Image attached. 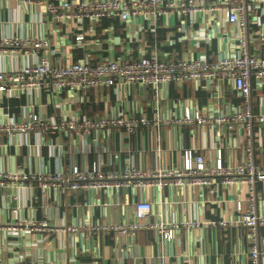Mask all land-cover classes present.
I'll use <instances>...</instances> for the list:
<instances>
[{
	"label": "crops",
	"instance_id": "obj_1",
	"mask_svg": "<svg viewBox=\"0 0 264 264\" xmlns=\"http://www.w3.org/2000/svg\"><path fill=\"white\" fill-rule=\"evenodd\" d=\"M61 0H0V40L47 39L49 49H0V71L12 73L36 65L46 51L52 62H66L90 55L92 64L121 57L126 48L135 51L150 46L160 55L172 58L214 62L237 53L238 28L214 11L194 20H175L176 30L161 28L156 36L141 32L139 22L130 24V35L116 21L96 27V36L86 50L75 47L76 25L52 19L46 7ZM72 1V0H71ZM215 0H206V7ZM181 26L185 33L179 32ZM85 30L90 28L88 23ZM249 38L252 54L264 56V5L250 10ZM113 28L111 44L106 30ZM86 32V31H85ZM131 37V38H130ZM169 42L166 41L170 38ZM3 50V51H2ZM164 57H161L163 59ZM207 83L170 84L158 91L150 87L91 90L85 94L70 91L38 90L30 94L0 93V124L23 121L28 111L55 123L84 118L101 120L124 118L138 124L133 132L125 129L92 131L90 135L63 132H31L0 136V175H69L74 169L92 175L122 177L125 186L104 189H42L37 182L5 181L0 186V261L4 264H250L251 241L248 230L238 221V202L246 211L247 186L226 184V177H214L210 187L176 185L175 178L159 187L155 180L139 185L138 179L123 178L137 172H180L185 154L201 156L208 168L216 165L218 150L225 168L245 161V132L242 124L233 129L214 124L187 126L174 120L201 111H244L243 101L230 85L216 102ZM253 113L264 114V85L253 86ZM254 160L264 168V124L254 122ZM187 180V179H184ZM139 185V186H138ZM257 211L264 217V183L256 188ZM147 202L152 211L147 221L176 226L172 238L157 229L120 236L97 230L135 222L134 208ZM198 223L191 228L188 223ZM42 224L46 225L45 227ZM75 229V230H73ZM264 237V227L260 229ZM261 263L264 264V249Z\"/></svg>",
	"mask_w": 264,
	"mask_h": 264
},
{
	"label": "built area",
	"instance_id": "obj_2",
	"mask_svg": "<svg viewBox=\"0 0 264 264\" xmlns=\"http://www.w3.org/2000/svg\"><path fill=\"white\" fill-rule=\"evenodd\" d=\"M206 0H61L58 5L48 4L47 14L57 22L66 25H76L79 34H75V47L86 50L92 42L88 37L96 36V27L104 21H116L123 25L124 31L130 35V24L139 22L141 32H149L156 36L161 28L176 30L175 20L194 18L206 12L214 11L224 16L230 26H236L239 31L237 53L230 57H223L214 62L201 59L172 58L169 53L158 54L156 47L150 46L135 51L126 48L124 55L118 58L110 57L92 64L90 55L83 59L66 62L61 57L58 62H52L51 55L44 52L36 65L26 66L12 73L0 71V93H24L50 90L55 92L87 93L91 90H104L110 88L129 87L138 85L150 87L158 91L170 84L183 85L185 83L205 82L210 90L214 91L216 102L223 98V88L230 85L243 101L244 111L225 114L217 112L216 116H205L201 111L192 113L189 108L181 118L174 120L175 124L187 126H206L214 124L218 127L226 126L233 129L236 124H242L245 132V161L240 165L225 168L222 164V154L218 150V160L214 167L208 168L201 156L194 157L191 152L185 154L184 168L180 172H137L131 170L123 178L138 179L139 185H145L151 180L159 187L168 185L166 179L175 178L176 185L188 184L191 187H210L214 177H226V184L237 182L247 186V210L238 202L237 211L241 214L238 223L245 227L251 241L250 264H262L261 255L264 249V237L260 236V229L264 227V217L257 211L256 188L258 183H264V168H258L254 160V122L264 124V114L253 113V86L264 85V56L255 55L250 50L249 38V13L250 10L264 5V0H215L213 5L206 7ZM85 23L90 25L85 30ZM86 31V32H85ZM185 33L181 26L179 30ZM107 42L111 44L114 35L113 28L106 30ZM131 38V37H130ZM167 38L166 41L169 42ZM34 48L37 50L49 49L47 39H8L0 40V49ZM2 50V51H3ZM161 57H164L161 59ZM145 125L146 120L106 118L91 120L84 118L82 121H62L55 123L28 111L27 117L20 122H7L0 124L2 134H27L31 132H63L70 136L86 134L92 131H110L125 129L128 133L134 131L138 124ZM122 177L114 174L103 175L94 169L91 176L74 169L69 175L61 172L52 176H2L0 186L5 181L37 182L42 189L49 186L55 188L79 189H104L125 186ZM187 179V180H184ZM138 185V186H139ZM152 211V206L147 202L135 205V222L120 226H102L97 230L115 232L120 236L135 234L142 230L157 229L165 233L168 238L173 236V228L167 224L152 225L147 219ZM43 227L46 225L42 224ZM187 227H197L198 223H188ZM75 230V229H73ZM0 264H4L0 261ZM16 264H26L19 261ZM39 264V263H32Z\"/></svg>",
	"mask_w": 264,
	"mask_h": 264
}]
</instances>
